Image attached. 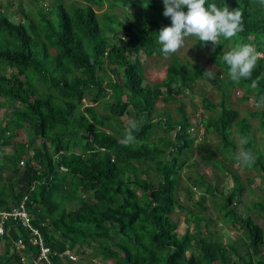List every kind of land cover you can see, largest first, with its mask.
<instances>
[{"label": "trees", "instance_id": "trees-1", "mask_svg": "<svg viewBox=\"0 0 264 264\" xmlns=\"http://www.w3.org/2000/svg\"><path fill=\"white\" fill-rule=\"evenodd\" d=\"M39 1L18 12L5 10L12 3L0 6V107L12 108L8 118L0 119V148L13 145L9 154L0 151V210L27 197L31 224L43 244L58 254L52 264H77L64 253L75 258L86 249L111 264H264V229L241 200L243 183L215 158L216 151L225 161L251 151L255 163L242 166L259 180L255 185L253 178L246 179L257 197L254 204L264 213V147L255 142L250 123L257 118L264 135V109L241 118L228 105L234 92L245 101L251 95L258 102L264 97V4L206 0V7L214 3L243 13V31L228 39L221 36L214 50L211 42L202 44L193 36L197 47L212 46V60L222 75L216 72L212 79L203 68L191 70L173 57L166 78L150 86L141 56L166 58L158 43L159 31L171 26L163 0H51L46 8ZM104 2L109 10L98 15L95 7ZM129 7L136 10L128 14ZM241 45H251L261 57L251 79L236 83L223 56ZM257 77L258 87L252 89ZM199 78L210 79L220 93L218 103L202 97L205 112L196 118L205 137L214 134L218 142L211 148L203 137L196 143L195 161L212 164L234 184L225 193L218 189L217 175L208 182L196 170L193 177L185 175L195 189H203L194 202L193 188L181 185L196 141L189 135L191 118L182 105L179 120L159 115L155 107L159 100L174 101L184 89L192 93L191 84ZM108 98L112 101L105 107ZM98 105L108 112L105 116ZM123 117L130 119L125 127ZM133 120L140 122L139 131L133 133L134 143L125 146L121 141ZM26 126L33 141L12 142ZM159 129L163 135L149 140ZM241 138L247 143L242 145ZM25 146L33 148V157ZM142 174L154 175L147 180ZM208 199L215 221L206 214ZM182 212L186 230L181 234L176 216ZM215 222L235 232L234 241L217 232L211 226ZM6 225L0 264H44L36 263L40 250L30 231L19 221ZM17 240L23 248H16Z\"/></svg>", "mask_w": 264, "mask_h": 264}, {"label": "rangeland", "instance_id": "rangeland-1", "mask_svg": "<svg viewBox=\"0 0 264 264\" xmlns=\"http://www.w3.org/2000/svg\"><path fill=\"white\" fill-rule=\"evenodd\" d=\"M51 0H42L39 1V4H43V8L49 7L48 5L50 4ZM69 1L72 0H65L64 2L66 4H69ZM77 1V0H76ZM30 2H34V0H0V6L5 9L6 6L12 5L8 8L5 9L8 12H18L21 6L26 7ZM45 6V7H44ZM108 3L104 2L101 8H96L95 11L98 13V15H101L104 12H108ZM131 10H136V8L131 9L130 7L127 8V13L131 14ZM119 11H116L118 13ZM18 18L17 17H12L11 19L13 21H16ZM132 19H136L135 16H132ZM211 50L212 46H196V41L193 36H188L185 38L184 45L176 52L173 54H169L166 58H160L157 59L155 57L152 58H145L141 56V62H143L144 66V73L146 76L147 84L148 85H155L157 83H161V81L166 78V68L170 64L171 59L173 57L177 58L179 61L184 63L185 65H188L191 70L195 69H200L203 68L205 71H214V73H218L220 70L216 67L212 60L211 56ZM261 57V55L259 56ZM173 62H171L172 65ZM222 74L219 72V76ZM173 89L175 92H177L176 89H178L176 86L172 85ZM192 88V93H190L187 89H184V92H179L180 94L177 95V97H174V101L170 100L168 102H165L163 100H159L156 103L155 110L159 115H167L171 117V120H179L180 119V113L178 112V109L180 105H182L183 111L185 112L186 116H189L191 118V129H190V137L195 138V145H193L192 150L193 154L190 156L188 153L187 155L189 156L188 161H187V166L184 167V170L182 171L181 175V185L186 186L189 185L191 189L193 190L192 193V200L196 202L198 196L203 195V189L198 190L195 189L193 185H191V181L186 180L185 175H190L191 177L194 176V171L199 170L200 173H203L206 175L208 182L212 181V174L217 175L219 179V188L218 189H224L225 193H228L231 190V187L233 186L234 182L231 179L230 176H224L222 177V172L219 171L218 169L212 164L208 163V165H205L206 162L203 164L201 160H198L196 163L195 158L197 157L196 153V143L199 142L203 137L205 142L213 148L218 142L217 137L214 134H211L207 137L204 135V130L202 126H198L196 118L199 117L200 114H204L205 110L202 106V97H207L211 99L212 102L218 103L219 98H220V93L218 89L216 88L215 85L211 82L210 79L206 78H199L195 81V83L191 84ZM241 92H234L233 94H230V99H228V105L235 110L239 111L241 118L247 117V112H262L264 109V104H261L260 102L256 101L253 97V95L250 96L249 101L241 100ZM177 100V101H176ZM112 99L108 98L106 99L103 104L105 107L111 104ZM98 113L101 115L105 116L108 112L105 110L103 105H98L95 107ZM11 109H8L4 106L0 107V119H6L9 117ZM207 114L210 111H206ZM130 119L123 117L121 119V122L123 123V126H127V123ZM250 123L252 124V135L254 137L255 142L258 145H261L264 147V135L262 134L261 130L259 129L258 126V119H252L250 120ZM104 126H101L103 128ZM235 130V127H233V131ZM162 132H160V129L158 130V134H154L151 136L149 140L155 139L157 136H162ZM233 135H235V132H233ZM32 140V131L31 128L26 126L23 130L18 131L16 135L14 136V139L12 142L14 143H28L31 142ZM235 141L238 142L237 136L235 137ZM13 148V145L9 146H2L0 148V151L3 152V154H9ZM215 158L219 161H224L225 166L229 167L230 170L234 173L237 174L240 180L243 183L244 191L241 196V200L243 203H247L249 206L252 215L254 216V220L263 227L264 229V213L260 210L259 207H257L254 204V201L257 200L256 194H252L248 190V184H247V178H253V182L255 185H259V180L255 178V173L249 170H245L242 166V164H237L235 163V159H229L227 161L224 160L223 156L216 151L215 153ZM141 168V167H139ZM142 170V168H141ZM226 173V172H225ZM154 175V174H153ZM147 176L146 174H142V177L144 179L149 180L151 176ZM2 176V175H1ZM1 186V182H0ZM257 194L260 195L261 192L258 190ZM180 199L185 200V194L180 191L179 193ZM237 201V199H236ZM205 206H207L206 209V214L208 215V219L211 221H215V215L213 211L210 209L209 206V199L206 201ZM184 213H179V216H176L177 218H180V226H179V231L182 234L186 230V225L184 224L182 218H183ZM202 224V222H201ZM212 227L214 226L215 230L217 232H220L221 235L223 236H228L227 240H233L236 237L235 232L229 229L226 225L223 226V223L221 225V222H215ZM223 226V227H222ZM223 228V229H220ZM229 238V239H228ZM5 250V246L3 243H0V260H1V255L3 251ZM93 253L91 249H86V254L83 256L75 255V258H73V262L77 264H111V262H102L99 258H94Z\"/></svg>", "mask_w": 264, "mask_h": 264}, {"label": "clouds", "instance_id": "clouds-1", "mask_svg": "<svg viewBox=\"0 0 264 264\" xmlns=\"http://www.w3.org/2000/svg\"><path fill=\"white\" fill-rule=\"evenodd\" d=\"M260 3L264 4V0H260ZM163 5V15L171 19V26L163 27L158 36V43L162 46L161 51L165 57L176 53L188 36L198 37L202 44L211 42L214 50L221 36L225 39L232 38L244 29L243 13L238 9L230 11L228 7L220 8L214 3L207 4L206 7V0H163ZM184 6L187 7L186 12L183 10ZM259 56L260 53L251 45H241L226 53L223 61L229 66L230 79L236 83L242 79H251ZM205 73L210 78H215L214 71ZM259 79L257 77L252 80V89L258 87ZM260 103L264 104V97H261ZM139 127V121H131L125 129L121 143L125 146L134 143L133 133L139 131ZM240 143L246 144L247 138H241ZM25 148L27 150L31 147ZM235 159L242 165L251 167L256 158L251 151H241L235 154Z\"/></svg>", "mask_w": 264, "mask_h": 264}, {"label": "built area", "instance_id": "built-area-1", "mask_svg": "<svg viewBox=\"0 0 264 264\" xmlns=\"http://www.w3.org/2000/svg\"><path fill=\"white\" fill-rule=\"evenodd\" d=\"M26 153L29 157H33L34 155V151L31 148H27ZM24 162L25 160L21 159L19 164L24 165ZM26 201L27 197L25 196L16 207L0 210V238L7 232L8 227L6 224L9 220L19 221L23 227L30 231L32 236V244L39 245L40 252L36 259V263L43 262L44 264H52V258L58 254L57 252H52L49 247L43 244L39 231L31 224L32 215L28 210H26ZM15 246L19 249L23 248L21 240H17L15 242ZM64 254L67 255L69 259L73 260L74 257L73 255L69 254V252H65Z\"/></svg>", "mask_w": 264, "mask_h": 264}]
</instances>
